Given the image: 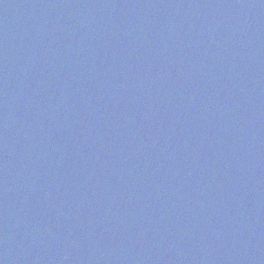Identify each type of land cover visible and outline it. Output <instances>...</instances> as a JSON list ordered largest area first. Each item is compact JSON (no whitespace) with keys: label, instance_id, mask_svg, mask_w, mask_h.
Instances as JSON below:
<instances>
[{"label":"water","instance_id":"water-1","mask_svg":"<svg viewBox=\"0 0 264 264\" xmlns=\"http://www.w3.org/2000/svg\"><path fill=\"white\" fill-rule=\"evenodd\" d=\"M0 264H264V0H0Z\"/></svg>","mask_w":264,"mask_h":264}]
</instances>
